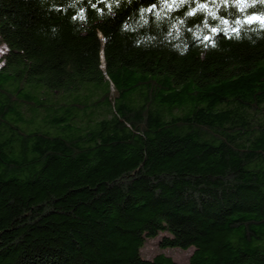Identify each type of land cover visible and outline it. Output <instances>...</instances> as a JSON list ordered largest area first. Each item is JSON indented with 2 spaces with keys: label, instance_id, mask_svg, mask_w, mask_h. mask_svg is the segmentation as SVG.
<instances>
[{
  "label": "trees",
  "instance_id": "16d2710c",
  "mask_svg": "<svg viewBox=\"0 0 264 264\" xmlns=\"http://www.w3.org/2000/svg\"><path fill=\"white\" fill-rule=\"evenodd\" d=\"M0 45V264H264V0H0Z\"/></svg>",
  "mask_w": 264,
  "mask_h": 264
},
{
  "label": "rangeland",
  "instance_id": "374dc122",
  "mask_svg": "<svg viewBox=\"0 0 264 264\" xmlns=\"http://www.w3.org/2000/svg\"><path fill=\"white\" fill-rule=\"evenodd\" d=\"M4 51H2L3 53ZM1 54V53H0ZM1 56V55H0ZM0 65H1V59H0ZM53 98L52 100H63L61 97V94L59 92H52ZM107 114L105 111H101L100 109H94V115L93 117L97 116H106ZM52 117L51 113H47L44 117H42V123L41 121H38L37 124L38 126H42L43 121L46 118ZM36 124V125H37ZM167 235L165 231L158 232L156 236H151L148 239L144 240V243L141 245V247L138 249L141 257L144 259L150 260V258L155 254H165L167 255L173 262H181V263H186L188 256L190 255L192 251V246H188L185 249H179V247H160L159 246V241L161 239V236Z\"/></svg>",
  "mask_w": 264,
  "mask_h": 264
},
{
  "label": "built area",
  "instance_id": "2783aa9c",
  "mask_svg": "<svg viewBox=\"0 0 264 264\" xmlns=\"http://www.w3.org/2000/svg\"><path fill=\"white\" fill-rule=\"evenodd\" d=\"M5 48H6V47L0 45V53H1V54H2V51H5ZM1 54H0V55H1Z\"/></svg>",
  "mask_w": 264,
  "mask_h": 264
},
{
  "label": "water",
  "instance_id": "95a60500",
  "mask_svg": "<svg viewBox=\"0 0 264 264\" xmlns=\"http://www.w3.org/2000/svg\"><path fill=\"white\" fill-rule=\"evenodd\" d=\"M1 229H2V228H1ZM1 229H0V230H1Z\"/></svg>",
  "mask_w": 264,
  "mask_h": 264
}]
</instances>
